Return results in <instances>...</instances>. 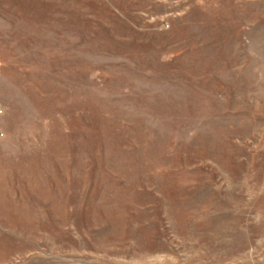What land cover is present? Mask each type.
Instances as JSON below:
<instances>
[{"label": "rangeland", "instance_id": "rangeland-1", "mask_svg": "<svg viewBox=\"0 0 264 264\" xmlns=\"http://www.w3.org/2000/svg\"><path fill=\"white\" fill-rule=\"evenodd\" d=\"M0 264H264V0H0Z\"/></svg>", "mask_w": 264, "mask_h": 264}]
</instances>
